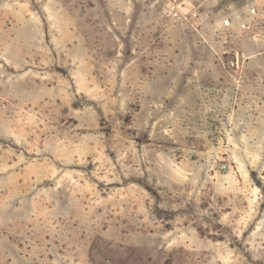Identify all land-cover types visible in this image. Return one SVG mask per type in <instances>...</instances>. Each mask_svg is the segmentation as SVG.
Masks as SVG:
<instances>
[{
	"label": "rangeland",
	"instance_id": "rangeland-1",
	"mask_svg": "<svg viewBox=\"0 0 264 264\" xmlns=\"http://www.w3.org/2000/svg\"><path fill=\"white\" fill-rule=\"evenodd\" d=\"M0 264H264V0H0Z\"/></svg>",
	"mask_w": 264,
	"mask_h": 264
}]
</instances>
